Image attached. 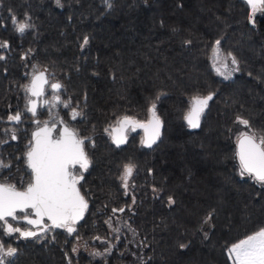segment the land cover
Here are the masks:
<instances>
[{"label":"trees","instance_id":"1","mask_svg":"<svg viewBox=\"0 0 264 264\" xmlns=\"http://www.w3.org/2000/svg\"><path fill=\"white\" fill-rule=\"evenodd\" d=\"M109 2L0 0V142L17 137L0 149V183L23 190L31 181L25 153L35 120L25 86L35 71L61 84L59 121L84 139L90 161L80 182L88 209L76 232L22 239L0 223V244L17 249L4 264H102L76 254L78 240L112 247L109 264H231L227 249L264 227V187L241 177L231 135L238 117L264 135V14L253 23L242 0ZM13 17L30 25L23 35ZM217 40L220 55L238 62L227 80L213 68ZM209 93L192 129L184 119L190 101ZM152 103L163 123L158 142L146 147L136 129L115 146L112 126L125 115L147 122ZM17 111L21 123L8 121ZM125 165L133 166L127 188ZM123 221L131 238L116 242L111 228Z\"/></svg>","mask_w":264,"mask_h":264},{"label":"snow or ice","instance_id":"2","mask_svg":"<svg viewBox=\"0 0 264 264\" xmlns=\"http://www.w3.org/2000/svg\"><path fill=\"white\" fill-rule=\"evenodd\" d=\"M60 5V0H56ZM108 7H111L109 0H105ZM246 6L250 9L249 19L254 23V17L257 13L264 14V0H244ZM13 25L15 30L23 35L30 27L28 23L18 22L13 17ZM83 43H88V37L84 38ZM220 41H216L217 48L214 50L216 61L213 68L217 75L223 76L224 79H230L232 72L238 71L236 67L237 60L231 53L227 57L220 59L219 50ZM7 45H0L6 47ZM0 59H4L0 56ZM48 83L44 73L34 75L30 84L25 86L26 92L32 97H42L45 93L44 86ZM60 83L51 84L53 91L61 89ZM59 101V97H54ZM160 99L159 96L156 98ZM213 99V94L206 96H194L190 101V109L184 116L185 121L191 128L200 126V117L204 110L208 107L209 101ZM68 107L67 104L64 105ZM27 111L31 112L33 117L37 114L36 100H30ZM150 119L142 122L134 117L125 115L121 117L117 124L119 128H113V133H121L113 135V143L119 147L126 142L127 137L123 133L127 129L135 131L137 128L144 130L145 139L142 143L151 148L160 137L161 121L156 114V103H152L149 109ZM72 118L76 119L79 113L75 110L71 113ZM8 121L16 124L21 123L22 114L17 111L14 115L8 116ZM37 123H39L37 121ZM237 123L244 126L247 131L239 132L236 140V157L239 161V169L241 177L247 175L264 187V135L257 137L251 132L248 120L237 118ZM107 131V129H106ZM56 125L49 126L47 122L43 127H39L32 133V140L25 153V163L31 173V181L27 186L20 190L13 184H0V222L4 224V231L7 234L19 233L21 237L27 239L35 237L36 232L22 231L19 227H13L8 223V218L14 221L21 219L17 213H23L22 219L27 224L40 228L47 232L48 228L44 226V221L51 222L52 228H63L69 235L76 232L74 225L83 219L84 213L88 209V201L81 194L78 185L83 180L82 172L77 174L78 169L87 171L89 167V159L84 149V139L80 138L74 130L64 126L55 136ZM11 138L15 140L17 137L13 133ZM0 163V167H4ZM133 174V166L125 165L121 180L125 188L128 186V180ZM155 191V189H154ZM135 199L133 198V203ZM169 204L174 203L171 197L168 198ZM124 212L123 208H113L112 213ZM211 219L209 214L205 223ZM119 231V229H115ZM96 239H100L97 237ZM185 247V245H181ZM75 251V249H74ZM0 253L8 257H14L17 249L7 248L0 244ZM227 254L231 264H264V227L259 228L252 234L233 243L228 249ZM95 255H99L96 253ZM0 264H4V260L0 258Z\"/></svg>","mask_w":264,"mask_h":264},{"label":"rangeland","instance_id":"3","mask_svg":"<svg viewBox=\"0 0 264 264\" xmlns=\"http://www.w3.org/2000/svg\"><path fill=\"white\" fill-rule=\"evenodd\" d=\"M104 1V0H103ZM147 1H151V0H147ZM220 59H224V57H222L221 55H220ZM215 61H216V56L214 55V58H213V63H215ZM228 62H229V66H230V70H231V68H233V67H235V65H231V62H230V59L228 60ZM36 73H38V71H35L34 72V74H36ZM232 75H235V71L234 72H232ZM220 76V75H219ZM222 79H224L223 78V76H220ZM225 80V79H224ZM51 81L52 82H57V81H55V80H52L51 79ZM61 91V89L58 91V92H60ZM48 93H49V95L48 96H46L45 97V99L47 100V101H50L49 102V105H47V106H44V107H41L40 108V111H39V113H40V115H41V113H46V115H47V117L45 116V117H43V119H41L40 117H39V115H38V117L37 116H35L34 118H33V121L34 120H36V119H38V121L40 122V124H42V123H44L45 121H47V120H50L51 118L53 119V118H59L60 117V114H59V105H60V103H61V97L59 96V93H55V92H53L52 90H51V87H48ZM59 97V101H57L56 99H54V97ZM29 99H30V96H29ZM46 119V120H45ZM60 119V118H59ZM37 124H39V123H37ZM118 125V124H117ZM117 125H115V126H117ZM115 126H112V128L113 127H115ZM112 128H111V130H110V136H111V138H112ZM241 131H247V129H245L244 128V126H242V125H240L239 123H234V125H233V127H232V133H231V135H232V139H233V142H234V144L236 145V140H237V136H238V134H239V132H241ZM251 132L252 133H254L253 131H252V129H251ZM12 134L13 133H8V134H6V136H4L3 138H2V142H0V149H1V147H3V146H5V144L7 143V142H11V140H13L12 138H11V136H12ZM15 134V133H14ZM132 134V131L130 130L129 132H128V138H129V136ZM255 134V133H254ZM256 135V134H255ZM143 140H144V136H143ZM0 163H2L1 161H0ZM1 168H3V167H0V169ZM19 217H23V215H19ZM20 221L18 220V221H14V220H12L11 218H8V223H10L13 227H18L19 225H17L18 223H19ZM1 223V225L4 227V224H3V222H0ZM17 223V224H16ZM53 229V228H52ZM115 229H119V231H115ZM22 231H26V229H21ZM59 230H64L63 228H60ZM49 231H51V229L49 228L48 229V231L47 232H45V234L46 233H49ZM54 231H56V229L54 230ZM127 231H129V232H131V230L129 229V227H128V225L126 224V223H124V221L123 222H121L120 223V225L117 227V228H111V235L112 236H114V241H116V242H118L119 240H121V239H124L125 238V236H128V238L130 239L131 238V235H130V233H127ZM12 235H14L16 238H19V237H21V236H19V233H12ZM43 239H46V237H47V235H43V236H41ZM22 239H23V237H21ZM38 239V238H37ZM78 245L79 246H77L76 247V254H80V253H84V254H87L88 256H90V257H92L95 261L97 260V261H101L102 262V264H109V257L111 256V254H112V250H113V248L112 247H109V248H107V247H105L104 249H98V248H96V247H93V246H85L83 243H82V241L81 240H78ZM83 245V246H82ZM96 253H99V255H95ZM2 257V259H5L6 261L9 259V257L8 256H5V255H3L2 253H0V258Z\"/></svg>","mask_w":264,"mask_h":264},{"label":"water","instance_id":"4","mask_svg":"<svg viewBox=\"0 0 264 264\" xmlns=\"http://www.w3.org/2000/svg\"><path fill=\"white\" fill-rule=\"evenodd\" d=\"M243 2H244V0H242ZM43 73H44V75H45V77L47 78V80H48V83L44 86V88H45V93H44V95L42 96V97H39V98H37V97H32L31 95H30V93H29V96H30V99L28 100V103H29V101L30 100H36V104H37V114H36V116L38 115V112L40 111V108L41 107H44V106H47L48 105V103H49V101H47L46 99H45V97L46 96H48L49 95V93H48V87H51V84H53V83H59V82H52L51 81V78H50V76L46 73V72H44V71H42ZM39 73H41V72H38V73H36L35 75H38ZM33 78V77H32ZM32 80V79H31ZM51 90H52V88H51ZM53 91V90H52ZM53 92H58V91H53ZM210 102V101H209ZM27 107H28V105H27ZM207 109V108H206ZM206 109L204 110V112H203V114L201 115V117H200V125H201V121H202V118H203V115H204V113H205V111H206ZM29 114H31L32 115V113L31 112H28ZM33 116V115H32ZM49 124V126H51L53 123H48ZM161 124H162V127H161V129H160V136H161V134H162V131H163V123H162V121H161ZM64 126H67L69 129H71V130H74L75 131V129L74 128H72L71 126H69L68 124H66V123H64V122H60V123H58V124H56V132H54L53 133V135L55 136L60 130H62V128L64 127ZM200 127V126H199ZM198 127V128H199ZM39 127H36V128H34V130H33V132L34 131H36L37 129H38ZM115 128H119V126H117V127H115ZM198 128H192V129H198ZM137 129H141V128H137ZM142 131H144L143 129H141ZM127 131H128V129L123 133V135H125L126 137H127V139H126V142L125 143H123V144H121L119 147H122V146H124V145H126L127 144V142H128V136H127ZM32 132V133H33ZM76 132V131H75ZM121 133H119V132H117V133H113V135H120ZM145 134V133H144ZM113 135H112V137H113ZM80 137V136H79ZM160 138V137H159ZM144 139H145V137H144ZM31 140H32V135H31ZM159 140V139H158ZM158 140L156 141V143L158 142ZM112 141H113V139H112ZM155 143V144H156ZM115 146H117L115 143H113ZM154 145V144H153ZM152 145V146H153ZM85 149V148H84ZM27 167V166H26ZM28 169V168H27ZM29 170V169H28ZM29 172H30V170H29ZM1 184V183H0ZM78 187L80 188V185H78ZM82 194V193H81ZM19 214H22V215H24L23 213H17V215H19ZM86 214H87V210H86V212L84 213V217H83V219L82 220H80V221H78L76 224H78V223H80V222H82L84 219H85V217H86ZM24 223L28 226V227H30V231H33V232H36L37 233V235L35 236V237H37V236H39V235H41L44 231H42L40 228H37V227H34V226H32V225H29V224H27L26 223V221H24ZM49 225V227L50 228H52L51 227V222L50 221H47V219H45V221H44V226L45 227H47ZM54 230L56 229V230H59L60 228H53ZM28 230V231H29Z\"/></svg>","mask_w":264,"mask_h":264},{"label":"flooded vegetation","instance_id":"5","mask_svg":"<svg viewBox=\"0 0 264 264\" xmlns=\"http://www.w3.org/2000/svg\"><path fill=\"white\" fill-rule=\"evenodd\" d=\"M56 93H58V92H56ZM50 102V101H49ZM38 115H40V113L38 112ZM38 115H37V117H38ZM60 119L59 118H53V119H50V120H47V121H45V122H47V123H53V124H58V123H60V121H59ZM37 121H38V119H36L35 121H34V124H35V127L34 128H36V127H43V125H44V123H42V124H40V122H39V124H37ZM117 126H119V125H117ZM117 126H115V127H117ZM115 127H113V128H115ZM113 128H112V130H113ZM131 129H128V131H127V136H128V132L130 131ZM112 135H113V131H112ZM143 136L145 137V134H144V131H143ZM74 171H77V174H80L81 172H82V174H83V176L85 175V173H86V171H83V170H80V169H78V166H77V170H74ZM81 182V181H80ZM80 185V184H79ZM19 215H22V214H19ZM18 215V216H19ZM49 226V225H48ZM47 226V227H48ZM20 229H26V231H28L29 229H30V227H28L25 223H23L22 222V227L20 228ZM51 230H54V229H52L51 228ZM46 234H48V233H46ZM45 234V232H43L41 235L43 236V235H46ZM41 235H39V236H37V237H40Z\"/></svg>","mask_w":264,"mask_h":264},{"label":"bare ground","instance_id":"6","mask_svg":"<svg viewBox=\"0 0 264 264\" xmlns=\"http://www.w3.org/2000/svg\"><path fill=\"white\" fill-rule=\"evenodd\" d=\"M29 94V93H28Z\"/></svg>","mask_w":264,"mask_h":264}]
</instances>
